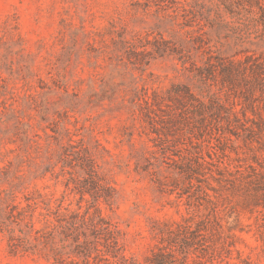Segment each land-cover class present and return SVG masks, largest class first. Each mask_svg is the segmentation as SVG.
I'll return each mask as SVG.
<instances>
[{"label":"rangeland","instance_id":"1","mask_svg":"<svg viewBox=\"0 0 264 264\" xmlns=\"http://www.w3.org/2000/svg\"><path fill=\"white\" fill-rule=\"evenodd\" d=\"M259 3L0 0V264H53L11 253L29 202L103 218L133 264L185 219L223 234L189 264H264V95L223 76L264 52Z\"/></svg>","mask_w":264,"mask_h":264},{"label":"trees","instance_id":"2","mask_svg":"<svg viewBox=\"0 0 264 264\" xmlns=\"http://www.w3.org/2000/svg\"><path fill=\"white\" fill-rule=\"evenodd\" d=\"M257 7L260 16L256 22L261 27L256 31L253 43L264 46V5L259 3ZM246 63L247 66L238 69L237 73L232 66L223 67V76L231 83L239 75L245 80L251 79L257 83V89L264 95V52L259 57L247 56ZM249 131L250 135L256 132L254 128ZM259 131V134L263 133L262 129ZM202 165L198 161L197 170H201ZM249 167L252 170L249 175L253 179L251 184H256L258 188L264 187V173H259L252 165ZM38 208L37 202H29L22 210L20 205L11 208L10 215L7 216L10 226L6 227L11 253L24 251L34 254L39 250L44 251L49 260H53V264H133L124 255L117 235L103 218L96 224H87L85 215L81 217L80 214H64L60 208L54 213H43L38 212ZM27 210L29 216L26 214ZM36 215L38 221L47 228L52 227L51 230L44 232L37 228L34 223ZM222 238V227L219 223L214 225L210 219L197 222L185 219L163 233L147 258V264H189L195 258L212 262L213 252Z\"/></svg>","mask_w":264,"mask_h":264}]
</instances>
